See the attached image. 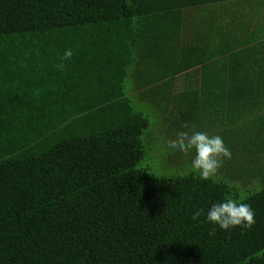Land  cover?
I'll list each match as a JSON object with an SVG mask.
<instances>
[{"label":"trees","instance_id":"16d2710c","mask_svg":"<svg viewBox=\"0 0 264 264\" xmlns=\"http://www.w3.org/2000/svg\"><path fill=\"white\" fill-rule=\"evenodd\" d=\"M173 100L232 149L207 181L150 167ZM225 197L251 230L191 219ZM0 264H264V0H0Z\"/></svg>","mask_w":264,"mask_h":264},{"label":"clouds","instance_id":"9594fccd","mask_svg":"<svg viewBox=\"0 0 264 264\" xmlns=\"http://www.w3.org/2000/svg\"><path fill=\"white\" fill-rule=\"evenodd\" d=\"M73 56L71 48L66 49L61 60H70ZM167 148L187 154L194 151L191 160V170L201 180H209L217 175L223 166L225 159H231V151L227 148L224 140L219 135H209L206 132H194L187 135L178 133L175 140L167 142ZM205 216L206 221L218 227L222 231H231L239 228L242 232L251 230L255 225V211L249 203L243 200L225 197L223 200L213 203L210 208L196 209L191 216L192 220H198ZM215 235V232H210Z\"/></svg>","mask_w":264,"mask_h":264},{"label":"rangeland","instance_id":"374dc122","mask_svg":"<svg viewBox=\"0 0 264 264\" xmlns=\"http://www.w3.org/2000/svg\"><path fill=\"white\" fill-rule=\"evenodd\" d=\"M186 83L185 81L181 83V89L185 88V85H187ZM177 100L182 101L181 99ZM177 100H173V120L168 121V114L165 112L166 110L162 108L156 117L157 120L163 118L162 124L151 126L148 131V135L152 138L151 146L157 144L159 145L157 147L158 152H163L157 159L153 158L150 164L153 173L158 175L162 182H165L169 176L176 172L179 165L185 163L186 166L191 167L194 151L182 154L179 151H172L167 148V142L175 140L178 133L184 132L187 135H191L194 132L200 131L206 132L209 135L219 134V136L223 138L222 132H220V123L218 121H216L215 124L210 122L211 116H209V112L211 109L209 106H205L207 109H202L194 118H184L181 113L182 108H180L178 104L180 102ZM182 104L186 106L183 101ZM228 149L232 152L231 147ZM226 163L227 160L225 159L223 166L220 168L221 171H223Z\"/></svg>","mask_w":264,"mask_h":264}]
</instances>
